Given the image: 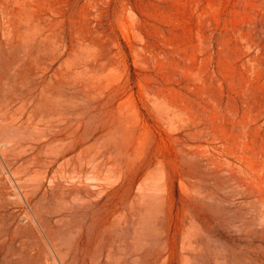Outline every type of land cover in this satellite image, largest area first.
<instances>
[{
    "label": "rangeland",
    "instance_id": "rangeland-1",
    "mask_svg": "<svg viewBox=\"0 0 264 264\" xmlns=\"http://www.w3.org/2000/svg\"><path fill=\"white\" fill-rule=\"evenodd\" d=\"M0 264H264V0H0Z\"/></svg>",
    "mask_w": 264,
    "mask_h": 264
}]
</instances>
